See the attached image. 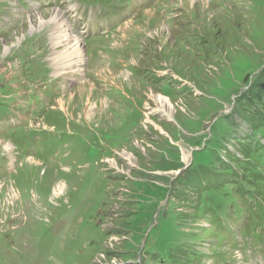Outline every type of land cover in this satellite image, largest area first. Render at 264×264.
<instances>
[{
	"label": "rangeland",
	"instance_id": "rangeland-1",
	"mask_svg": "<svg viewBox=\"0 0 264 264\" xmlns=\"http://www.w3.org/2000/svg\"><path fill=\"white\" fill-rule=\"evenodd\" d=\"M0 225V264H264V0H0Z\"/></svg>",
	"mask_w": 264,
	"mask_h": 264
},
{
	"label": "bare ground",
	"instance_id": "bare-ground-1",
	"mask_svg": "<svg viewBox=\"0 0 264 264\" xmlns=\"http://www.w3.org/2000/svg\"><path fill=\"white\" fill-rule=\"evenodd\" d=\"M68 11V10H67ZM173 19V18H172ZM43 39V38H42ZM36 43L35 44H33V49L32 50H30V51H35V52H32L33 54H34V56H33V59H34V61H33V64H34V66H36V67H40L41 65L42 66H44L45 64V62H43V53H42V51L38 48V47H40L41 46V39L40 38H38L37 39V41H35ZM78 44H80V41L79 40H77L76 41V43H75V45H77L78 46ZM37 46V47H36ZM26 53H28V52H26ZM79 57V56H78ZM68 59V58H67ZM76 60V59H75ZM82 60L79 58V60H77V61H74L73 60V65H74V63H79V62H81ZM70 63V62H69ZM55 65V64H54ZM41 66V67H42ZM67 66V65H66ZM81 69V68H80ZM128 70V69H127ZM79 71V70H78ZM55 73V72H54ZM53 74V73H52ZM54 75V74H53ZM81 75V74H80ZM31 83V82H30ZM156 100H157V102H159V104L161 105V106H165V107H167V108H172V105H171V102H170V98L169 97H166V96H163V95H157L156 96ZM162 108V107H161ZM169 110V109H168ZM145 121L146 122H150V115H149V112H147V113H145ZM6 148V147H5ZM6 150H10V149H6ZM120 155H122V156H126V158H128L129 159V155H127V154H125L124 153V151L123 152H121L120 153ZM185 156V155H184ZM127 159V160H128ZM185 160H188V157L187 156H185ZM60 193V188H59V186H57L54 190H53V194H55V195H58ZM2 203V202H1ZM12 204V203H11ZM14 205V204H13ZM16 205V204H15ZM9 206H11V205H9ZM42 208V207H41ZM40 208V209H41ZM11 210H12V208H11ZM18 210V209H17ZM20 211V210H19ZM18 211V212H19ZM16 212V211H15ZM39 213V212H38ZM16 214V213H15ZM7 215V214H6ZM12 215V214H11ZM5 217V216H4ZM17 219H18V215L17 216H15V217H13V218H11V219H9V220H7L6 221V224H10V223H12V224H15L16 223V221H17ZM6 220V219H5ZM3 223V222H2ZM1 226V225H0ZM16 226V225H15ZM2 230V229H1ZM19 239V238H18ZM17 239V240H18ZM13 241V240H12ZM14 243V242H13Z\"/></svg>",
	"mask_w": 264,
	"mask_h": 264
}]
</instances>
